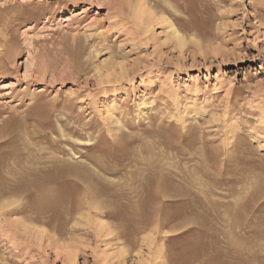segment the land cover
I'll return each instance as SVG.
<instances>
[{
    "label": "rangeland",
    "instance_id": "rangeland-1",
    "mask_svg": "<svg viewBox=\"0 0 264 264\" xmlns=\"http://www.w3.org/2000/svg\"><path fill=\"white\" fill-rule=\"evenodd\" d=\"M0 133V264H264V0H0Z\"/></svg>",
    "mask_w": 264,
    "mask_h": 264
},
{
    "label": "bare ground",
    "instance_id": "bare-ground-1",
    "mask_svg": "<svg viewBox=\"0 0 264 264\" xmlns=\"http://www.w3.org/2000/svg\"><path fill=\"white\" fill-rule=\"evenodd\" d=\"M158 6V5H157ZM120 8H121V5H120ZM124 10V8H123ZM141 16H145V13H142ZM148 17V16H146ZM153 18V17H152ZM165 20V18L163 19ZM169 20V19H168ZM170 22V21H169ZM169 26H170V31L172 33V38L175 39V42H176V45L178 48H180L182 50L183 46L186 44V39L180 34V31L179 29L176 27L175 23H172V21L169 23ZM29 115V114H28ZM25 117V116H24ZM13 117L11 118V120H7L5 122V124H10L11 121H12ZM16 123V122H15ZM61 129L64 131L65 129H63L61 127ZM62 131V132H63ZM4 132V131H3ZM64 132L67 133V131L65 130ZM1 135H3V133H0ZM64 134V133H63ZM63 136V135H62ZM75 137V136H74ZM89 139V138H88ZM100 139V137H99ZM103 139V138H102ZM86 140V139H85ZM82 139H80V143H81ZM88 141V140H87ZM84 143V142H82ZM81 143V144H82ZM87 143V142H86ZM89 143V142H88ZM84 145V144H83ZM54 156V155H53ZM2 160V159H1ZM74 170V169H73ZM75 171V170H74ZM52 173H56V174H60L62 173V170L61 171H56V172H52ZM75 173V172H74ZM82 173V172H81ZM180 174V173H179ZM35 175H39L42 179L43 177H48L50 178L51 176V173H47V174H31L30 176L27 175V176H23V178H30V179H25L24 181L18 183V184H13V185H9V186H5L4 189H1L0 188V209L3 210L2 214L5 212V213H8V212H14L16 211H20V212H24V208L22 207L23 204H21L20 206L16 207L15 209L13 208L14 206H16L19 202L22 203V199L19 197V199H8L7 195H10L11 198L12 197H15V196H19L17 194V191H22V192H26L27 191V188L29 189H32V188H35V187H38V188H42V184L36 179V178H31ZM53 175V174H52ZM83 175V174H82ZM164 175H160L158 176V178L154 179V177H149L148 179V182H147V185H146V188H148L149 192L151 194H153V191L157 189V192H158V195H160L161 197L163 198H170V197H175L177 198L175 200L176 203H180V202H183L185 200H188L189 198H195L196 197V193L195 191H190V190H186L185 191H180V190H176V192L174 194H171L169 192V189H173V188H176V186H172L170 183H169V179H167L166 177H163ZM173 176V174H172ZM168 177V176H167ZM182 179L184 176H180ZM77 178L79 179H82V176L80 174H77ZM170 178V177H169ZM21 179V178H20ZM181 180V179H180ZM175 181V180H174ZM159 183V186H156V184ZM91 185L92 184H89L87 186V190L88 192L91 190ZM156 187V189H155ZM175 190V189H173ZM154 191V192H155ZM206 198V197H205ZM26 200V199H25ZM193 200V199H192ZM199 200V199H198ZM211 200V199H209ZM19 201V202H18ZM197 201V199H196ZM194 202V201H193ZM210 202V201H209ZM24 203V202H23ZM192 205V204H191ZM10 206H12L11 208H9ZM24 206V205H23ZM22 208L24 210H22ZM43 208H45V210L47 209H50L52 208L51 204H47L45 205ZM205 209V208H204ZM4 213V214H5ZM0 215H1V212H0ZM3 216V215H2ZM142 215L139 213L137 214V216L133 219L134 220V225L129 228L130 230H133L134 231H138L139 228L141 227H147L148 223H149V220L143 216L142 219H140ZM1 217V216H0ZM177 217V216H176ZM178 218V217H177ZM29 221L31 222H34V218L30 217V218H27ZM46 220V219H45ZM28 221V222H29ZM23 222L24 224H27L25 221H21ZM30 223V222H29ZM21 225V224H19ZM29 225V224H28ZM209 225V224H208ZM212 225V223H211ZM209 225V226H211ZM23 226V225H22ZM181 226H185V225H181ZM29 227V226H28ZM185 228V227H184ZM128 229V230H129ZM147 229V228H146ZM177 229V228H176ZM210 231V230H209ZM212 231V230H211ZM214 232V231H212ZM208 235V234H207ZM177 235H173V237L171 236L169 239H174ZM213 236V235H212ZM194 246L192 245H189L185 248V250L183 252H181L180 256L178 258H171V261H176V260H180L181 263L180 264H187L189 262L192 261L193 263V258H191L190 256H188V251H190ZM179 255V254H178ZM174 264V263H173Z\"/></svg>",
    "mask_w": 264,
    "mask_h": 264
}]
</instances>
